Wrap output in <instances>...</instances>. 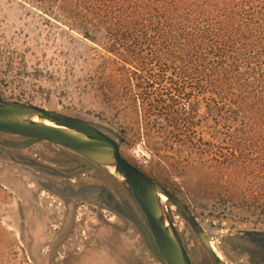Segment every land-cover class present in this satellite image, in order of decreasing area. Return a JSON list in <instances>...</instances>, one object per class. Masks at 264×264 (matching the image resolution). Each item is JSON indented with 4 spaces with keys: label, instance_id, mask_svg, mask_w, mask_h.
I'll return each mask as SVG.
<instances>
[{
    "label": "rangeland",
    "instance_id": "rangeland-1",
    "mask_svg": "<svg viewBox=\"0 0 264 264\" xmlns=\"http://www.w3.org/2000/svg\"><path fill=\"white\" fill-rule=\"evenodd\" d=\"M50 9L40 0H0V104L22 102L93 124L119 144L123 159L187 205L214 238L223 262L233 264L218 243L246 238L226 235L232 232H264V208L256 210L251 197L239 198L234 190L207 182L199 156L180 159L176 129L140 128L142 118L122 109L125 88L105 98V53L62 26ZM197 119L204 123L203 110ZM180 133L186 136L181 140L200 149L210 129ZM5 139L17 150L0 148L14 156L0 155V264H164L149 248L144 216L119 180L72 151L38 141L24 150V139L0 133V144ZM38 164L60 175H43ZM47 181L76 190L104 187L129 217L118 215L97 194L62 199L40 187ZM165 208L192 264H213L180 212L170 203Z\"/></svg>",
    "mask_w": 264,
    "mask_h": 264
},
{
    "label": "trees",
    "instance_id": "trees-1",
    "mask_svg": "<svg viewBox=\"0 0 264 264\" xmlns=\"http://www.w3.org/2000/svg\"><path fill=\"white\" fill-rule=\"evenodd\" d=\"M40 1L105 53V98L125 88L140 128L176 129L180 159L199 156L207 182L263 211L264 0ZM198 127L210 129L200 149L180 139Z\"/></svg>",
    "mask_w": 264,
    "mask_h": 264
},
{
    "label": "water",
    "instance_id": "water-1",
    "mask_svg": "<svg viewBox=\"0 0 264 264\" xmlns=\"http://www.w3.org/2000/svg\"><path fill=\"white\" fill-rule=\"evenodd\" d=\"M33 118L41 122L33 121ZM44 121L52 125L42 123ZM0 133L60 146L82 155L100 167H114L115 173L122 178V185L142 212L157 255L164 264H192V262L169 212L160 202V195L166 197L168 202L180 212L213 263L225 264L210 245V241L214 242V238L208 237L187 205L123 159L119 152V144L90 122L30 104L11 102L0 104ZM42 186L62 198H86L102 192V187L97 186H86L80 190H74L72 187L59 188L51 183ZM105 197L106 192H103L102 200ZM105 203L113 208L115 202ZM250 233L254 232L239 231L226 235Z\"/></svg>",
    "mask_w": 264,
    "mask_h": 264
},
{
    "label": "flooded vegetation",
    "instance_id": "flooded-vegetation-1",
    "mask_svg": "<svg viewBox=\"0 0 264 264\" xmlns=\"http://www.w3.org/2000/svg\"><path fill=\"white\" fill-rule=\"evenodd\" d=\"M10 136H13V135H10ZM15 137H17V136H15ZM19 138H21V137H19ZM22 139H24V143H23V145H20V146L24 147L23 148L24 150H28L35 142H37V141L31 140V139H25V138H22ZM3 142H4L3 144H0V148H6L8 150H11V149L17 150L15 147H12V141L11 140L5 139ZM58 147H60V146H58ZM60 148H62L63 150L66 149V148H63V147H60ZM66 150H68V149H66ZM69 151H71V150H69ZM73 153L78 155V156H82V155H80V154H78L76 152H73ZM1 154L2 155H8L9 158L11 156L12 158H10V159H14V156H12L11 153L3 152L2 150H0V155ZM17 158L19 159V161H23V162L26 161L20 155ZM63 161L60 162L59 164L60 165H64L65 162H63ZM37 168H38V171L41 174L46 175L48 177H56L57 175L58 176L60 175V173L55 172V171H53L51 169H46L45 167H43L40 164L37 165ZM47 183H51V184H53V185H55V186H57L59 188H63V187H60V185H57V184H55V183H53L51 181H47ZM47 183H40V187L44 191L50 192V191L44 189V187L42 186L43 184H47ZM65 187H71V186H65ZM74 190H76V189H74ZM78 190H80V189H78ZM103 192H106V197L104 199L105 202H108L110 204L112 203V201L115 202L114 205H113L114 207L113 208L110 207V209L114 210L118 215L128 218L129 216H128L127 208H125L124 206L120 205L117 202V200L111 195V193L106 188L102 187V192L101 193H96V194L99 195V197L101 198V194ZM50 193L56 195L53 192H50ZM56 196H58V195H56ZM58 197H60V196H58ZM60 198H62V197H60ZM70 198H77V197H70ZM62 199H64V198H62ZM131 219H132V217H131ZM133 221H132V223L135 224V222H133ZM250 232H254V233L245 234V236H246L245 239L242 238V236H236L234 238V240H233L234 242L232 241V243H224L222 245H221V243H218L220 245L219 249L221 250V252L224 255V257L226 258V256H227V258L228 257L233 258V262H234L233 264H264V232H262V231H260V232H258V231H250ZM147 242H148L149 248L151 250L155 251L156 259H158L159 261L163 262L160 259V257L157 255L154 243L151 240V238L149 240H147Z\"/></svg>",
    "mask_w": 264,
    "mask_h": 264
},
{
    "label": "bare ground",
    "instance_id": "bare-ground-1",
    "mask_svg": "<svg viewBox=\"0 0 264 264\" xmlns=\"http://www.w3.org/2000/svg\"><path fill=\"white\" fill-rule=\"evenodd\" d=\"M32 120H33V121H37V122H41V121H39V120L36 119V118H33ZM42 123H44V124H46V125H52V124H50V123H48V122H45V121L42 122ZM101 168L104 169L109 175H111L112 177H114V178H116L117 180H119L120 182L122 181V178H121L119 175H117V174L115 173V171H114V167H112V166H102ZM159 197H160V202H161V204H162L164 207H166V205L169 203L168 200L166 199V197H164V196H162V195H160ZM210 245H211L213 251H214V252H215L220 258H222V256H221L219 250H218L217 247L215 246V243H214L213 241H210Z\"/></svg>",
    "mask_w": 264,
    "mask_h": 264
}]
</instances>
